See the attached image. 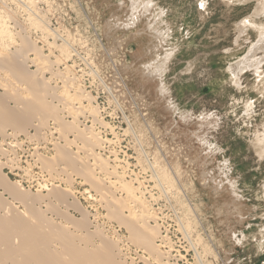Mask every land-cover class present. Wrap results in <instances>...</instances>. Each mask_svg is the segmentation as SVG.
<instances>
[{
  "label": "rangeland",
  "instance_id": "obj_1",
  "mask_svg": "<svg viewBox=\"0 0 264 264\" xmlns=\"http://www.w3.org/2000/svg\"><path fill=\"white\" fill-rule=\"evenodd\" d=\"M153 2L156 7L143 15L141 8L132 9L131 0H0V56L14 58L18 54L25 57L24 54L29 53L27 48L20 53L16 51L21 46V37L32 42L47 63L39 59L36 60L38 63L28 61L27 72L37 74L35 71L40 69L44 73L39 75V72L37 77L47 83L49 91L52 88L48 101L57 111L61 109L59 117L64 121H74L86 130L85 134L89 133L87 137L90 135L89 138H92L94 134L100 138V146L94 149L95 152L102 158L106 169L116 167L117 174L120 173L118 177L107 174L100 161L92 157V147L85 141L80 142L82 140L75 138V134H68L71 142L68 148L76 154L74 157L79 160V166L81 160L90 165L89 168H94L95 177L103 183V189L98 191L75 172L72 174L70 167L65 165L56 168L65 167L71 181L63 173L52 176L48 172L50 168L46 165L47 168H44L39 161L35 164L33 160L39 159L36 157L39 153H42L43 159L52 160L54 143L59 141L64 144V141L61 142L59 135L54 134V140L47 143L50 146L43 143L40 146L47 148L38 151L34 144L27 143L22 136L24 134H18L21 136L17 141L22 147L12 150V158L20 157L22 171H26L29 164L34 165L27 174L19 170L17 173L22 177L10 175L9 178L12 182L23 180L22 185L33 193H37L38 183L58 182L63 189L69 188L73 192L69 201L77 199L79 204V209L69 210L70 218L66 219L74 224L73 229L69 223H64L66 220L62 217L65 214L56 217L55 213L48 211V216L79 235L87 234V230L95 231L89 235L90 242L94 244L100 240L96 230L115 242L121 236L123 242L118 244L123 251L119 261L125 264H145L138 259L139 256L149 257L150 264L154 259L135 244L128 243L126 229L116 220H109L108 209L104 206L106 200L111 199L110 193L108 195L105 190L108 187L113 192L115 190L118 198L123 197L126 204L130 196V204L127 205L133 207L136 214H141L146 208L138 207L131 195L141 197L147 210L157 214L159 231L165 237L164 244L160 241L157 244H162L161 251L168 246L170 248L164 251L172 249L170 256L173 262L170 263L200 264L180 227L179 218L183 217L182 221L190 230L188 232L203 256L204 264H264V61L258 69L255 68L257 60L264 58V45L255 48L264 31V0ZM159 10L165 12V22H160L157 16L153 17V11ZM136 16L139 17L133 26ZM39 19L70 40L79 55L60 51L58 46L62 42L55 44V38L47 35L40 27L41 23H35ZM156 31L166 34L160 37ZM167 55H171L168 61ZM247 59V63H256L251 67H246L244 63V67H240ZM20 60L23 62V58ZM163 63L162 73L155 75L154 70ZM66 66H69V72ZM1 69V89L6 86L3 83H11L16 90L26 87L16 83L13 74L11 78L7 70ZM79 70L86 75L81 76L82 72H77ZM95 71L105 84L94 77ZM232 72L238 76L233 77ZM60 73L77 77V85H82L85 94L89 92L93 100H83L79 104L81 100L75 96L74 86L66 83ZM163 86L166 89L164 95L161 91ZM24 90L19 93L22 96L24 92L23 97L29 99V91ZM92 105L97 107L98 113H91ZM95 116L100 120L98 123L93 121ZM126 118L137 129L146 156L128 131ZM52 121L49 118L47 124ZM49 137L51 140V135ZM12 143L16 144L14 138ZM94 164H98L97 167ZM150 164L161 171L166 170L165 175L168 170V178L177 183L171 184L167 178V187L172 190L169 192L171 203L167 197L163 198L165 195H161L157 186L154 187L156 181ZM5 172L8 173V170ZM124 182L132 188L131 194ZM179 185L195 210L194 215L179 191ZM174 196L176 202L171 201ZM124 197H128L127 201ZM15 206L20 211L24 210L18 203ZM60 210L65 209L61 206ZM83 210L88 214L87 223L78 228L76 223L83 220ZM168 241H171V246ZM131 260L135 261L132 263Z\"/></svg>",
  "mask_w": 264,
  "mask_h": 264
},
{
  "label": "bare ground",
  "instance_id": "obj_2",
  "mask_svg": "<svg viewBox=\"0 0 264 264\" xmlns=\"http://www.w3.org/2000/svg\"><path fill=\"white\" fill-rule=\"evenodd\" d=\"M131 1L133 3L132 9L137 10L138 8H141L143 10V15H144V13L149 14V12L151 10H153L152 8L156 7V3H154L153 0L152 1L151 0L150 1L131 0ZM17 2L20 3L19 1H17ZM24 2L22 1V3H24ZM30 3H32V2L30 1ZM27 6H29V5H27ZM28 10H31V8H29ZM156 16L159 18L160 22H165L163 20V18L165 16V12L163 10L153 11V17H156ZM138 17L139 16L135 17V19L133 21V26H135V23L137 22ZM35 23L36 24L41 23L42 26H40V27L46 31L47 35L51 38H53V37L55 38L54 39L55 44H58L57 42H59V41L62 42V45L58 46V47H60L59 50L62 49V51L65 53L72 52V54L75 53V55H77V54L79 55V52L69 42L70 40L69 41L66 40V38H64L65 36H62V34H59L57 30L53 29L49 25V23H47L46 21L44 22L42 20H40L39 22L37 20V21H35ZM15 26H17V25H15ZM156 33L160 37H162L164 34H166V32H163V31L162 32L156 31ZM21 38H22L21 39V46L16 51H17V53H20L24 48H27L29 53L24 54L25 57H21L18 54H16V57H14V58H12V56H6L3 54H1V56H0V68L7 70V72L10 73L11 78H12L11 75L13 74V76L15 77V80L17 81L16 83L19 82L20 86L26 85L25 88L22 87V88H18V90H16V89L12 88L11 83L6 82L8 84L3 83L4 85H6V86H4L5 88H3V89L0 88L2 90V92H0V135H1V141H0V264H125L121 260H120L121 262L119 261V258H121L122 251H123L122 248L120 247L121 245L118 244V243L123 242L121 239V236H118L117 237L118 239H116L117 241L115 242L111 239H108V237L105 238V237L101 236L100 231L96 230V232L98 234L97 236H100L99 237L100 240L98 239L99 240L98 244H94V243H92V241L90 242V239H89L90 236L89 235H91L95 231L89 232L87 230V234L83 233L82 235H79L75 232L70 231V228H72L74 224L71 225L66 219L70 218V216H68V215H70L69 210L71 208H73L75 210L79 209L78 208L79 204L76 201L77 199L73 200V202L69 201V197L72 198V196H70V195L73 192L68 190L69 188L67 190L63 189L61 187L62 185L60 184L61 182L59 183L61 186L57 184L58 182L55 183V182H51V181H48L51 183H45V184L38 183L39 188L37 186V188H38L37 193H33L30 190L26 189L22 185L23 180L12 182V180L9 178L10 175H14L15 177H18L20 174L17 172L22 171V168L20 169L21 164L19 165L20 157L17 159L12 158V150H14V148H16V147H18V148L22 147L20 141H17L19 136H21L22 134H24L22 136H25V139L28 141L27 143H29L30 145L34 144L36 146V149H38V151L47 148L45 145L50 146L47 143L54 140L53 139L54 134H56L57 136L59 135V138L62 139L61 142L64 141V144H61L59 141H57L58 138L55 140L57 142L54 143V152H55L54 154L55 155H54L52 160L47 161L46 159H43L42 153H39L36 156L39 158L38 160H36V161L33 160V162H35V164L37 163V161H39V162H41L42 166H44V168L46 166L48 168H50V169H48V172L49 173L51 172L50 174H52V176L58 175L59 173L60 174L61 173L66 174L67 170H64L65 167H67V168L70 167V169L72 170L71 171L72 174H73V172H75L85 182L89 183L95 189L97 188L98 191H100V190L102 191V189H103V183L98 181L95 177V172H94L95 169L94 168H93L94 170L89 168L90 165L89 166L85 165L84 164L85 162L83 163V162H81V160H80V166H79V160L76 157H74V155H76V154H74L72 152L73 150L71 151L70 148H68L69 145H71L70 144L71 142H70V140H68V137H67L68 134L69 135L75 134L74 135L75 138H77V139L79 138L80 140H82L80 142L85 141V143H87L89 146L92 147V150H91L92 157L94 159H96L97 162L100 161L102 169L104 168V170L106 171L107 174L114 175L116 177H118V174H120V173L117 174L118 169L116 171V167L115 168L111 167L112 168L111 170H109V168L106 169V165L101 160L102 158L99 157V154L97 152H95L94 149L97 148L98 146H100V140H99L100 138H98L94 134H93L94 136L93 135L91 136L92 138H89L90 135H88L89 137H87V134H89V133L87 132L85 134L84 131H86V130L81 129L78 124H74V121L73 122L64 121V119L59 117L58 112H60L61 109H60V111H57L55 109V107L51 105V101H48V96H50L49 92L51 91L52 88L49 91V87L47 86V83L43 79H41L39 76L37 77V74H39V72L41 70L38 69L37 71H35V73H37V74H34L32 71L27 72V70H26V64L28 61L35 63L36 60L39 59L40 61L47 63V60L44 57V55L42 56L41 51L32 42H30L27 38H24V37H21ZM45 39H47V38L45 37ZM260 44L264 45V31L262 32V38L260 39V41L258 42V44L255 48H259ZM0 46H2V43ZM31 55L35 56V57L29 58V56H31ZM171 55H167L166 61L169 60ZM20 58L21 59L23 58V62L20 60ZM81 58H83V57H81ZM247 58L249 59L250 57H247ZM248 59L244 60V62H242V65H240V67H244V63H246V67H251L252 64L254 65V63H256V61H252V62L247 63L249 61ZM263 59L257 60L256 67H255L256 69H258V66L262 63V61H264ZM36 63H38V61ZM48 64H49V62H48ZM163 67H164V63L158 65V67H156V69L154 70L155 75H160V73H162V71H163ZM68 68H69V66H66L65 69L68 70ZM166 68H168V67H166ZM97 71L94 72V77L97 78L100 82H102V84H105L103 78L100 76V74ZM67 72H69V70ZM232 73L234 74L233 77L238 76L237 73H235V72H232ZM43 74H44L43 72H40L39 75H43ZM61 75L63 76L64 74H61ZM70 75L71 74H69V76L65 75V76H63V78L67 81L66 83H71L72 84L71 86H74L73 89L75 91L74 92L75 96L78 97L79 101L81 100V102H78V103L81 104L83 100H86L88 102L92 101L93 96H91V94H89V92L86 95L85 94L86 91L84 90L83 86L80 84L77 85L78 78L77 77L72 78V77H70ZM7 77H8V75H7ZM4 81H6V80H4ZM1 85H2V83H1ZM14 88H16V87H14ZM22 89H23V91H25L24 89H27L29 91L30 95H27V94L26 95L30 96L31 98L28 97L29 99H26V96H24L25 97L24 98L23 97L24 92L22 93V96H21L19 91H21ZM161 91H162V95H164V93H166V89L164 86H163V89H161ZM78 94H81V95L78 96ZM12 103L14 104V106H12ZM76 108L78 109V107H76ZM93 112L98 113V109L94 105H92V112L91 113H93ZM92 116H94V115H92ZM49 118H51V120H53V121H52V123L49 122L47 124V121ZM93 121L95 123H98L100 120L98 119V117L95 116V117H93ZM126 123H127L128 131L133 134L134 138L137 140V142L139 144V147L141 148L142 153L146 156L147 153L143 147L142 142L140 141V139L138 137V134L136 131L137 129L135 128L134 124L128 118H126ZM44 128H46L48 130V131H46V133H44V131L46 130ZM18 134H21V135H18ZM48 135L49 136L51 135V137H52L51 140H50V137ZM12 138H14V140L16 141V144L12 143ZM54 138H55V136H54ZM9 140H10V142H9ZM23 143H26V142H23ZM43 143H46L44 145V147L40 146ZM28 145H27V147H28ZM73 146H74V144H73ZM18 148H16V149H18ZM72 149H74V148H72ZM49 151H51V150H49ZM14 153H15V151H14ZM31 158H32V156H31ZM81 164L82 165L84 164V165L82 166ZM100 164H99V166H100ZM32 165H34V164H32ZM32 165L29 164V167L26 168L27 170L25 171V169H23L24 171H22V173L27 174L28 170L30 168H32ZM61 165H65V167L60 168V169L56 168V167L61 166ZM91 165H92V163H91ZM97 165L94 164L93 166L97 167ZM150 169L153 173L152 175L154 177V181H156V185H154V187L157 186V188H159L161 191L160 193H162L161 195H163V194L165 195L164 197L163 196L162 197L163 198L167 197L168 198L167 201L169 200L168 202L171 203L170 197H169V192H171L172 190L170 191L169 187H167V185H168L167 180L169 179L167 176L168 170H167V175H165L164 172L166 170L161 171V169L154 167V165L152 166V164H150ZM5 170H8V173H6ZM12 171H16V172L14 173ZM121 173H123V172H121ZM67 176H68V179L70 178V181H71V177H70L69 173L66 174V177ZM119 176H121V175H119ZM101 177H102V175H101ZM58 180H60V177L58 178ZM152 180H153V178H152ZM102 181H104V180L102 179ZM112 182H111V184H112ZM116 182H117V180H116ZM171 182H172L171 184H177V183H173V181H171ZM121 184H122V182H121ZM106 185L104 187H106ZM126 185H129V183L126 182L124 184V186L128 190L129 194H131L133 192L132 188L130 186H126ZM171 187L175 188L174 186H171ZM71 190H73V189H71ZM105 190L108 193V195L110 193V197H111L110 200H106V203L103 202V203H105V205H104L105 208L107 207L106 209H108V213H109V216L111 218L109 220H114V221L116 220V222L119 223L121 225V227L123 226V228L126 229L128 235H129L128 239H127V240H129L128 243L131 242V244L132 243H133V245L135 244V246H137V248H141L144 253H147L148 256L152 257V260L154 259V261H157L156 262L157 264L158 263L159 264H173V263H170V261L173 260V259H171V256H170V252L172 249L164 251L165 248L166 249L170 248L167 245L168 248L165 247L163 250L164 252L161 251V247H162L161 245L164 244L165 237L164 236L162 237L161 236L162 232L159 231V227H158L159 225L157 224V221H156L157 220L156 219L157 214L154 215L155 212L151 213L149 210H147V205L145 206V204H143L145 201H141V199H140L141 197H139V196L134 198V196L131 195V197L133 199H135L134 201L137 202V204H139L137 206L139 207L141 205L142 207L146 208V210L142 211V212L138 211L141 214H136L137 212L133 210V207L129 208L128 207L129 205H127V204H130V202H129L130 196H128L129 194L127 195L129 197V201L126 204L123 201V197L121 199V198H118L116 196V193H114L115 190L113 192L109 187L105 188ZM139 190H140V187H139ZM179 191L183 194V197L186 198L185 200H186V203L188 205V208L190 209V212L193 213V215H194L195 210L193 209V207L189 203L183 187L180 185H179ZM172 195H173V193H172ZM128 197H127V199H128ZM172 197H171V199H173ZM183 197H180V198L184 199ZM175 198L176 197L174 196V200H171V201L176 202ZM124 199H126V198L124 197ZM127 199H126V201H127ZM134 201H133V203H134ZM183 202H181V203H183ZM15 203L22 205L24 210L20 211V210L16 209ZM53 203H55L56 205L53 206ZM133 205H131V206H133ZM61 206H62V209L63 208L65 209L64 211L60 210ZM175 206L176 205H174V207ZM175 208H174V210H175ZM138 209L141 210L140 208H138ZM149 209H150V206H149ZM187 209H186V211H187ZM142 210H144V209H142ZM151 210H152V208H151ZM48 211L50 213H52V212L55 213L56 215L53 214V216L55 215L56 217H58V215H60L61 213H63V215L65 214L67 217L66 216L62 217L63 219L66 220V222H64V223L65 224L69 223L71 225V227L69 228V227L65 226L64 224L58 222V220H55L52 217H49L48 213H47ZM175 212H176V210H175ZM190 212H188V213H190ZM87 215L88 214H86V212H84V210H83V220L82 221L80 220L81 221V222L79 221L80 223H76V224H78L77 225L78 228H80V226H83L85 223H87L86 222ZM137 215H139V216H137ZM137 217H139V218H137ZM182 218H179L180 227L182 228V230L185 234V237L188 239L191 246L193 247V249L196 253V258L198 257V259H197V261H199L198 263L204 264L205 262H203V260H202L203 256L200 255L199 250H197L198 247L196 248L195 244L193 243V240L190 236V233L188 232L190 230L186 229V225L184 224V221H182ZM69 221H73V220H69ZM150 223H155V225L150 224ZM185 223H186V221H185ZM78 230L79 229H77L76 231H78ZM82 230H84V228ZM95 237H96V235H95ZM123 238H124V236H123ZM167 239H169V237ZM159 241L162 244L160 243V245H158L157 242H159ZM168 242L170 243L169 245L171 246V241H168ZM124 244H123V246H125ZM166 244H168V243H166ZM125 254H127V253H125ZM137 256H138V254H137ZM139 258L142 259V261H144L145 264L148 262L150 264V262H151L150 261L151 259L149 257L147 258L146 256H139L138 259ZM127 259H125V260H127ZM132 261H135V260H131V262ZM154 261H152V262L154 263ZM153 263H151V264H153ZM206 264H208V263H206Z\"/></svg>",
  "mask_w": 264,
  "mask_h": 264
},
{
  "label": "built area",
  "instance_id": "obj_3",
  "mask_svg": "<svg viewBox=\"0 0 264 264\" xmlns=\"http://www.w3.org/2000/svg\"><path fill=\"white\" fill-rule=\"evenodd\" d=\"M78 73H80V72H82L81 70H79V71H77ZM81 76H83V75H86V73L85 72H82V74H80Z\"/></svg>",
  "mask_w": 264,
  "mask_h": 264
}]
</instances>
